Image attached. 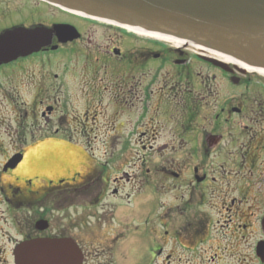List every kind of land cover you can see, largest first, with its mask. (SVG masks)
<instances>
[{"label": "flooded vegetation", "instance_id": "af4514ba", "mask_svg": "<svg viewBox=\"0 0 264 264\" xmlns=\"http://www.w3.org/2000/svg\"><path fill=\"white\" fill-rule=\"evenodd\" d=\"M56 25L78 38L0 64V264L46 239L80 264H264V77L0 0V36Z\"/></svg>", "mask_w": 264, "mask_h": 264}, {"label": "water", "instance_id": "95a60500", "mask_svg": "<svg viewBox=\"0 0 264 264\" xmlns=\"http://www.w3.org/2000/svg\"><path fill=\"white\" fill-rule=\"evenodd\" d=\"M64 10L120 26L171 36L264 70V0H41ZM78 38L74 28H18L0 36V64ZM54 47L53 49H56ZM67 243L21 246L19 264H80ZM68 260H71L69 262Z\"/></svg>", "mask_w": 264, "mask_h": 264}, {"label": "bare ground", "instance_id": "6f19581e", "mask_svg": "<svg viewBox=\"0 0 264 264\" xmlns=\"http://www.w3.org/2000/svg\"><path fill=\"white\" fill-rule=\"evenodd\" d=\"M100 21V20H99ZM124 29L128 30L129 32L135 33L137 35L140 36H144V37H151V38H155L161 41H165V42H170V43H174L177 45H182L184 42L178 39H175L171 36H166V35H162V34H155V33H150V32H146L142 29L139 28H132V27H127L125 26ZM226 57V56H225ZM228 58V57H226ZM229 59V58H228ZM239 66L243 69H245L246 71L249 72H255L258 75H260L261 77H264V70L263 69H259V68H252L249 66H246L244 64H239Z\"/></svg>", "mask_w": 264, "mask_h": 264}, {"label": "rangeland", "instance_id": "374dc122", "mask_svg": "<svg viewBox=\"0 0 264 264\" xmlns=\"http://www.w3.org/2000/svg\"><path fill=\"white\" fill-rule=\"evenodd\" d=\"M68 15H69V14H68ZM63 17H64V16H63ZM94 148L99 149V150L103 149V147H102V142H96V143L94 144ZM132 149H134V148L132 147ZM207 245H208V244H207ZM174 252H175V253H174L173 256H174L176 259H177L178 257L180 258V261L177 262V264H187V261H188V259H189L190 256H191L188 252L183 251L182 248H178V249H176Z\"/></svg>", "mask_w": 264, "mask_h": 264}]
</instances>
